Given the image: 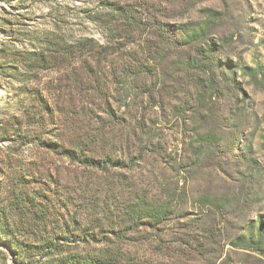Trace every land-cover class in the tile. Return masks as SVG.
I'll list each match as a JSON object with an SVG mask.
<instances>
[{"label":"rangeland","instance_id":"374dc122","mask_svg":"<svg viewBox=\"0 0 264 264\" xmlns=\"http://www.w3.org/2000/svg\"><path fill=\"white\" fill-rule=\"evenodd\" d=\"M13 181L95 235L69 253L264 264V0H0L6 218ZM31 245L0 264H58Z\"/></svg>","mask_w":264,"mask_h":264},{"label":"trees","instance_id":"16d2710c","mask_svg":"<svg viewBox=\"0 0 264 264\" xmlns=\"http://www.w3.org/2000/svg\"><path fill=\"white\" fill-rule=\"evenodd\" d=\"M114 15L113 18L107 20L106 23H113L118 25L119 31L128 35L129 28L131 26L130 19L132 18L131 13H133L131 7H115L113 8ZM121 22V24H120ZM46 113L50 110L45 108ZM73 156L70 150L67 151ZM91 164L99 165L100 161L96 159H89ZM15 189H19V183L12 182ZM15 192V190L13 191ZM12 202L15 208L21 209L18 217L7 219L5 215H2L0 211V222H2L5 229L0 228V234L7 238V240L12 244L14 250L20 252L21 250L30 249L32 242L35 243V247H32L39 251L40 258H55L58 264H112L109 258H94L88 254H76L71 252L69 246L65 244L66 242H77L95 240V235L91 233H85L83 238L80 235L75 234L73 231L66 230L64 233L58 231L57 221L55 214L53 219L50 218V213H48L47 208L43 204V198L41 193L34 192L33 194L24 193L22 188L19 189L18 193H13ZM9 221L10 223L6 222ZM52 221V228L47 229V226ZM13 225V226H12ZM43 230V231H42ZM30 241V242H29ZM32 246V245H31ZM23 253V252H22ZM33 264V263H31Z\"/></svg>","mask_w":264,"mask_h":264}]
</instances>
